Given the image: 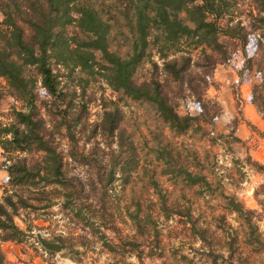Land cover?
Segmentation results:
<instances>
[{
  "label": "rangeland",
  "instance_id": "374dc122",
  "mask_svg": "<svg viewBox=\"0 0 264 264\" xmlns=\"http://www.w3.org/2000/svg\"><path fill=\"white\" fill-rule=\"evenodd\" d=\"M254 5V0H240L233 8V24L241 21L252 34L246 44L221 37L229 50L216 57L215 67L207 65L199 50L193 53V62L202 66L193 67L179 81L154 71L149 61L134 75L138 86L160 82L178 114L198 116L200 129L179 135L153 107L117 93L105 80L81 81L88 76L80 69L63 79L67 95L62 102L55 104L38 86L39 115L69 173L86 181L96 173L104 176L114 166L115 181L105 197L107 208L123 237H137L132 218L143 220L146 235L137 240L145 251L144 264H264V247L255 242L258 236L264 242V170L260 169L264 166V110L253 102L254 97L264 101V43L251 26ZM152 60L162 69L156 52ZM190 80L195 92L190 90ZM6 86L0 77V89ZM22 108L21 101L4 96L0 121L9 124L14 111ZM116 108L120 127L109 138L100 124L104 111ZM4 160L0 148V200L9 183ZM185 171L204 177L208 184L192 186L185 180ZM98 193L97 199L101 198ZM231 199L255 212L252 218L259 229L254 236L244 216L231 211ZM49 216L58 229L67 230L57 207ZM105 232L118 241L112 230ZM3 249L7 264H77L62 254H37L27 245L8 243ZM149 251L154 256L148 257ZM81 257L83 264L113 263L98 242ZM129 261L138 262L133 256Z\"/></svg>",
  "mask_w": 264,
  "mask_h": 264
},
{
  "label": "trees",
  "instance_id": "16d2710c",
  "mask_svg": "<svg viewBox=\"0 0 264 264\" xmlns=\"http://www.w3.org/2000/svg\"><path fill=\"white\" fill-rule=\"evenodd\" d=\"M239 1L0 0V77L7 85L0 89V101L10 95L23 103L9 124L0 121V148L9 174L0 200V264H7L3 247L8 243L27 245L35 253L51 257L62 254L83 264L81 256L96 242L112 257L110 264H144L145 251L137 240L146 235L143 220L132 218L137 237H123L114 213L107 208L105 197L115 181L114 166H109L104 176L96 173L86 181L69 173L39 115L38 86L55 104L62 102L67 95L63 79L80 69L88 76L81 81L105 80L117 93L153 107L163 123L179 135L200 129L198 116L178 114L160 82L138 86L134 75L144 61H149L154 71L161 70L167 78L179 81L193 67L202 66L193 62V53L199 50L207 65L215 67L216 57L229 50L221 37L246 44L252 34L241 21L233 24V8ZM254 4L251 26L260 32L264 43V0H254ZM154 52L162 61V69L152 60ZM189 84L195 92L192 80ZM253 102L264 110V101L254 97ZM120 119L117 108L104 111L100 127L107 137L119 131ZM185 176L192 186L208 184L200 175L185 171ZM97 193L101 198L95 197ZM229 206L244 216L254 236L259 229L252 218L255 212L234 199ZM55 207L66 231L58 229L49 216ZM109 230L116 234L117 242L108 237L105 231ZM255 242L264 247L259 236ZM232 248L230 244L228 250ZM132 256L137 263L129 261ZM152 256L153 251H149L148 257Z\"/></svg>",
  "mask_w": 264,
  "mask_h": 264
}]
</instances>
